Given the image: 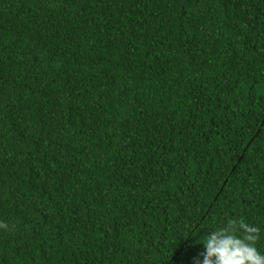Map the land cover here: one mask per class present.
I'll list each match as a JSON object with an SVG mask.
<instances>
[{"label": "trees", "instance_id": "trees-1", "mask_svg": "<svg viewBox=\"0 0 264 264\" xmlns=\"http://www.w3.org/2000/svg\"><path fill=\"white\" fill-rule=\"evenodd\" d=\"M264 252V0H0V264Z\"/></svg>", "mask_w": 264, "mask_h": 264}, {"label": "clouds", "instance_id": "clouds-1", "mask_svg": "<svg viewBox=\"0 0 264 264\" xmlns=\"http://www.w3.org/2000/svg\"><path fill=\"white\" fill-rule=\"evenodd\" d=\"M258 231L243 220L229 219L207 231L193 264H264V252L255 244Z\"/></svg>", "mask_w": 264, "mask_h": 264}]
</instances>
